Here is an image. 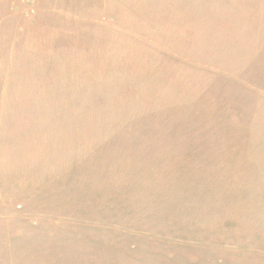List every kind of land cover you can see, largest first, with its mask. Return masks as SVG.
Instances as JSON below:
<instances>
[{
    "label": "rangeland",
    "instance_id": "374dc122",
    "mask_svg": "<svg viewBox=\"0 0 264 264\" xmlns=\"http://www.w3.org/2000/svg\"><path fill=\"white\" fill-rule=\"evenodd\" d=\"M0 264H264V0H0Z\"/></svg>",
    "mask_w": 264,
    "mask_h": 264
}]
</instances>
